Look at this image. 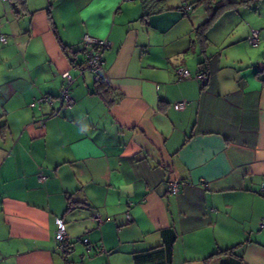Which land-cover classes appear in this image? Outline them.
<instances>
[{
	"label": "crops",
	"instance_id": "crops-1",
	"mask_svg": "<svg viewBox=\"0 0 264 264\" xmlns=\"http://www.w3.org/2000/svg\"><path fill=\"white\" fill-rule=\"evenodd\" d=\"M0 34V264H264V0H0Z\"/></svg>",
	"mask_w": 264,
	"mask_h": 264
},
{
	"label": "built area",
	"instance_id": "built-area-1",
	"mask_svg": "<svg viewBox=\"0 0 264 264\" xmlns=\"http://www.w3.org/2000/svg\"><path fill=\"white\" fill-rule=\"evenodd\" d=\"M5 1V0H3ZM124 1H133V0H124ZM189 8V6L187 7ZM259 35L260 30L258 28L252 27L250 28L249 35L247 36V42L250 46H257L259 43ZM0 41L5 43L7 38L0 34ZM83 44V54H84V65L78 68L79 74H83L84 72H88L91 78L94 81H99L102 77L105 76L104 64H103V53L110 46L109 40L105 38H99L88 33L83 35L82 39ZM177 79L181 80L191 75L190 71L182 66H179L175 69ZM195 79L201 84H205L208 80L207 76L203 73H196L194 75ZM63 84L60 90L57 99L59 101V106L57 109L53 110V114H58L60 109L70 107L73 104V98L70 94V87L76 79L72 73L66 71L62 74ZM54 97L50 95H42L41 97L35 99L31 106H38L40 109V104L42 102L52 103ZM186 105L185 101H180L177 103L178 107H184ZM168 190L172 194H177L181 190L180 182L171 179L168 182ZM95 220L98 224L101 223V217L99 214H95ZM129 218V216L127 215ZM55 231L54 237L57 243V248L61 251L66 249V244L69 240V236L67 234L65 223L62 218H55ZM260 226H264V220L260 222ZM83 243L85 244L88 250L94 248V244H92L88 238H83Z\"/></svg>",
	"mask_w": 264,
	"mask_h": 264
},
{
	"label": "trees",
	"instance_id": "trees-1",
	"mask_svg": "<svg viewBox=\"0 0 264 264\" xmlns=\"http://www.w3.org/2000/svg\"><path fill=\"white\" fill-rule=\"evenodd\" d=\"M200 1H203V0H200ZM11 2L13 3V6H15L16 8H19L20 6H23V4L25 3V0H11ZM197 2H199V1H196V3ZM210 23H211V17L206 22H204L203 24H201L200 26H198L196 28L197 34H199L200 36H202V34H204L205 30L207 29V27L210 25ZM197 73H203V74H205L207 76L208 80H209V75H208L207 72H205V70H200ZM104 79H105V76L102 77L99 81H95V83L98 85V88H101L102 86H104V83H105V80ZM208 80H207V82H208ZM99 91L100 90L98 89L97 93L100 94ZM101 94H102V92H101Z\"/></svg>",
	"mask_w": 264,
	"mask_h": 264
},
{
	"label": "rangeland",
	"instance_id": "rangeland-1",
	"mask_svg": "<svg viewBox=\"0 0 264 264\" xmlns=\"http://www.w3.org/2000/svg\"><path fill=\"white\" fill-rule=\"evenodd\" d=\"M71 73L75 76V71H73V70H71ZM70 94H72V91H71V89H70Z\"/></svg>",
	"mask_w": 264,
	"mask_h": 264
}]
</instances>
